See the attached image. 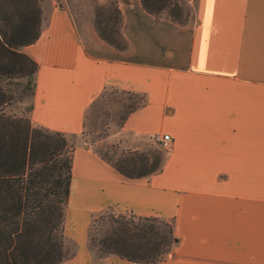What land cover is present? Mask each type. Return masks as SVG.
Wrapping results in <instances>:
<instances>
[{"label":"crops","instance_id":"crops-1","mask_svg":"<svg viewBox=\"0 0 264 264\" xmlns=\"http://www.w3.org/2000/svg\"><path fill=\"white\" fill-rule=\"evenodd\" d=\"M117 1L123 48L54 3L21 48L36 62L30 121L75 136L63 222L75 248L59 264H142L87 247L105 210L171 222L176 241L155 264H264V0H192L183 24ZM106 88L142 97L109 134L120 146L169 134L158 171L125 177L80 140Z\"/></svg>","mask_w":264,"mask_h":264},{"label":"trees","instance_id":"trees-1","mask_svg":"<svg viewBox=\"0 0 264 264\" xmlns=\"http://www.w3.org/2000/svg\"><path fill=\"white\" fill-rule=\"evenodd\" d=\"M139 2L154 16L164 10L163 16L174 22L185 20L176 0ZM111 3L112 23L97 7L93 29L100 39L123 48L120 11ZM40 13L38 0H0V79L25 76L33 89L36 62L21 48L37 38ZM4 101L0 86V105ZM72 152L64 132L0 108V264H59L72 255L63 232ZM99 157L128 178L161 166L160 156L148 165L146 155L136 150L114 161ZM175 241L171 222L132 213H112L98 237L87 234V247L95 246L97 257L113 254L142 264L162 260Z\"/></svg>","mask_w":264,"mask_h":264},{"label":"rangeland","instance_id":"rangeland-1","mask_svg":"<svg viewBox=\"0 0 264 264\" xmlns=\"http://www.w3.org/2000/svg\"><path fill=\"white\" fill-rule=\"evenodd\" d=\"M176 1L183 9L182 14L183 17H185L183 23L191 21L193 12L192 0ZM111 2H115L119 8L117 0H38L41 9V18L43 12H47L51 4L62 5L70 11L80 33L84 30L85 24L90 25L93 29V16L95 8L97 7L103 11V15L108 14V18H111L109 23H112ZM163 13H165L164 10L160 12V17H164ZM102 18L103 16L100 17V20H102ZM121 21L122 16L120 11V31ZM102 23L103 20L101 21V24ZM31 83L32 81L27 83L25 76L1 78L0 86L3 91V98L5 99L0 105L1 110L9 114L21 115L29 118V109L31 106L33 91ZM141 101V95L135 92L119 90L116 88L104 89L87 107L83 120V128L79 134L80 140H82V142L98 156L108 159L109 161L117 160L128 152L134 151L120 146L117 140L109 137V134L114 132L119 126L125 113L131 107L138 105ZM65 136L68 142L74 145L75 136L70 134H65ZM151 140V145L145 150H136L138 153L146 155L148 165L154 155L160 156V160L162 161L169 150L161 147L152 138ZM111 214L110 211L105 210L91 217L87 228V234L98 237L107 227L109 215ZM68 248L71 252L74 251L75 243L71 239L69 240ZM90 250L96 256L97 252L95 246H92V248L90 247Z\"/></svg>","mask_w":264,"mask_h":264},{"label":"built area","instance_id":"built-area-1","mask_svg":"<svg viewBox=\"0 0 264 264\" xmlns=\"http://www.w3.org/2000/svg\"><path fill=\"white\" fill-rule=\"evenodd\" d=\"M151 138L155 140L161 147H164L166 149L170 148V136L168 133L160 132V133H153L151 135Z\"/></svg>","mask_w":264,"mask_h":264}]
</instances>
